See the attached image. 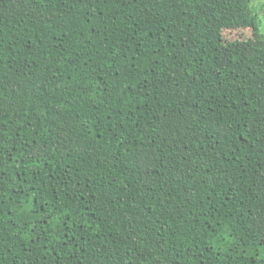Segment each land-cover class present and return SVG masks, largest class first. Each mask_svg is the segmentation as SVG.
Masks as SVG:
<instances>
[{"label": "trees", "instance_id": "obj_1", "mask_svg": "<svg viewBox=\"0 0 264 264\" xmlns=\"http://www.w3.org/2000/svg\"><path fill=\"white\" fill-rule=\"evenodd\" d=\"M252 2L0 0V264H264Z\"/></svg>", "mask_w": 264, "mask_h": 264}, {"label": "rangeland", "instance_id": "obj_2", "mask_svg": "<svg viewBox=\"0 0 264 264\" xmlns=\"http://www.w3.org/2000/svg\"><path fill=\"white\" fill-rule=\"evenodd\" d=\"M255 5L257 12L261 17L262 29H264V0H253L252 5ZM230 36H234V33H230Z\"/></svg>", "mask_w": 264, "mask_h": 264}]
</instances>
